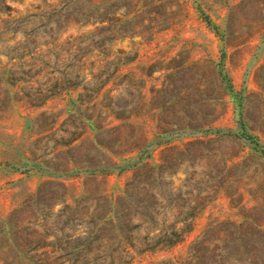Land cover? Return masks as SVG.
I'll list each match as a JSON object with an SVG mask.
<instances>
[{
	"label": "rangeland",
	"instance_id": "rangeland-1",
	"mask_svg": "<svg viewBox=\"0 0 264 264\" xmlns=\"http://www.w3.org/2000/svg\"><path fill=\"white\" fill-rule=\"evenodd\" d=\"M0 264H264V0H0Z\"/></svg>",
	"mask_w": 264,
	"mask_h": 264
}]
</instances>
